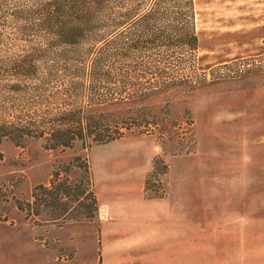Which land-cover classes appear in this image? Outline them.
Wrapping results in <instances>:
<instances>
[{
  "label": "rangeland",
  "instance_id": "374dc122",
  "mask_svg": "<svg viewBox=\"0 0 264 264\" xmlns=\"http://www.w3.org/2000/svg\"><path fill=\"white\" fill-rule=\"evenodd\" d=\"M194 3L198 49L148 64L160 93L90 109L57 82L39 93L23 79L17 93L19 79L0 81V118L20 125L84 108V121L131 126L102 146L84 126L67 146L50 148L48 130L0 145V264H264V0ZM1 47L15 65L18 48ZM52 65L37 63L41 78ZM200 160L213 176L196 178ZM157 161L166 173L154 177Z\"/></svg>",
  "mask_w": 264,
  "mask_h": 264
},
{
  "label": "trees",
  "instance_id": "16d2710c",
  "mask_svg": "<svg viewBox=\"0 0 264 264\" xmlns=\"http://www.w3.org/2000/svg\"><path fill=\"white\" fill-rule=\"evenodd\" d=\"M7 2L0 0V50L8 39L18 50L11 58L13 66L0 57V81L8 73L19 79L9 85L17 93L23 91V79L35 84L29 91L39 93L57 82L66 94L86 95L90 109L124 102L129 96L153 95L162 89L150 84L148 64L171 57L177 49L196 51L199 45L194 0H39L31 9H13ZM23 42L28 45L21 51ZM50 57L60 67L47 66L41 78L37 63ZM83 109L61 110L59 121L42 128L32 122L20 125L17 116H1L0 145L12 141L21 146L23 140L45 137L48 130L50 148L67 146L70 135L76 136L75 130L84 126L86 137L102 146L130 130L129 125L113 130L91 116L84 121ZM165 171L157 161L152 176Z\"/></svg>",
  "mask_w": 264,
  "mask_h": 264
},
{
  "label": "crops",
  "instance_id": "0c3cea01",
  "mask_svg": "<svg viewBox=\"0 0 264 264\" xmlns=\"http://www.w3.org/2000/svg\"><path fill=\"white\" fill-rule=\"evenodd\" d=\"M149 168V169H148ZM148 171L150 170L151 166L148 167ZM205 169V171H204ZM147 171V172H148ZM212 175L215 174V168H214V165L211 161H206V162H202L201 160L200 161H196V178L199 177L200 175ZM211 181H213V178H211ZM210 192H211V201L213 200V192H214V189H213V186L211 187L210 186ZM170 193H171V188H170V191H169V196L167 198H164L163 200L167 201L169 200V197H170ZM213 203V202H212ZM200 205H201V202H200ZM171 247V246H170ZM173 248V247H171ZM183 252L186 253V249L184 247L183 249Z\"/></svg>",
  "mask_w": 264,
  "mask_h": 264
},
{
  "label": "built area",
  "instance_id": "2783aa9c",
  "mask_svg": "<svg viewBox=\"0 0 264 264\" xmlns=\"http://www.w3.org/2000/svg\"><path fill=\"white\" fill-rule=\"evenodd\" d=\"M161 181H162V180L156 181L157 185L160 184V186H161ZM160 191L163 192V189H162L161 187H160Z\"/></svg>",
  "mask_w": 264,
  "mask_h": 264
}]
</instances>
